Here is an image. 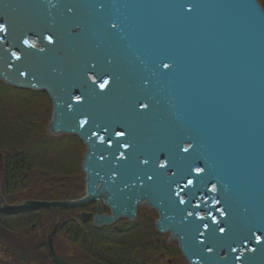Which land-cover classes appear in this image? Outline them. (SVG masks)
<instances>
[{"label":"water","instance_id":"95a60500","mask_svg":"<svg viewBox=\"0 0 264 264\" xmlns=\"http://www.w3.org/2000/svg\"><path fill=\"white\" fill-rule=\"evenodd\" d=\"M0 80L86 146L83 198L8 205L2 182L3 211L97 204L100 228L146 205L188 264H264L259 0H0Z\"/></svg>","mask_w":264,"mask_h":264},{"label":"rangeland","instance_id":"374dc122","mask_svg":"<svg viewBox=\"0 0 264 264\" xmlns=\"http://www.w3.org/2000/svg\"><path fill=\"white\" fill-rule=\"evenodd\" d=\"M261 1L264 4V0ZM0 83L11 87L1 80ZM25 91L30 90L14 87L5 90L4 87L0 86V126H3L2 129L9 128L5 126L6 123H9L7 120H12L16 124V119L26 120L30 124L27 125L30 127L29 131L35 135V146L38 148L36 150L42 154L29 176L30 187L26 192L20 194L22 198L13 202L5 194L6 203L8 205H20L30 200H37L36 198L40 195L48 197L50 195L55 196L57 193L60 196L64 191H68L71 184H75V195H72L73 198L68 200L83 198L85 196L86 175L82 171V162L86 153V146L79 138L72 135L51 136L48 131L53 112L50 98L48 95L42 94L43 92ZM15 123L12 125L14 128L17 127ZM2 182L3 180L0 178V200ZM78 186H80L79 190ZM95 205L97 206V204ZM102 206L105 214H108V208L103 204ZM75 210L77 209L45 210L46 212H43L42 215L43 226L34 232V239L36 240L33 242L31 239L25 240L28 248L35 250L38 245L43 243L48 247L49 237L54 233L53 245L56 246V252L62 260L69 264L92 263L91 256H88L87 250L83 248L85 245L83 244L84 235L76 231L69 233L68 229L62 226L70 218H75ZM60 218L61 222L59 221ZM158 219L159 215L154 209L141 206L138 209L135 222L124 219L115 224L118 228H123L127 224L126 234L117 232L112 234L110 239L119 242L122 238L129 240L132 244L129 247L132 251H138L145 264H188L180 252L178 243L171 240L170 234H160L157 231L156 222ZM47 254L48 252L45 251L44 256H48ZM2 256L0 253V258ZM34 260H36L35 255L32 257V261ZM33 264L37 263L34 262Z\"/></svg>","mask_w":264,"mask_h":264},{"label":"trees","instance_id":"16d2710c","mask_svg":"<svg viewBox=\"0 0 264 264\" xmlns=\"http://www.w3.org/2000/svg\"><path fill=\"white\" fill-rule=\"evenodd\" d=\"M264 8V4L259 0ZM1 87L5 90L11 88L0 83ZM30 92V91H25ZM42 93V92H41ZM45 94V93H42ZM16 119V118H15ZM21 120V121H20ZM16 119V128L12 126L14 123L12 120H7L5 126L9 128L2 129L0 126V178L3 180L5 194L13 202L18 201L22 196V192H26L30 187L29 176L31 175L34 167H36L39 159L41 157L40 152L34 141V134L29 130L30 125L23 119ZM2 167V169H1ZM78 190L80 186L77 187ZM43 195V194H42ZM75 195V184H71L68 187V191H64L62 195L55 196H38L36 199L41 201H65L73 198ZM1 201V200H0ZM46 212L44 209L38 210H27L16 213H7L2 210L0 203V253L3 255L0 258V264H57L46 244L38 245L35 250L29 249L25 240H30L33 242L34 232L43 226L42 215ZM63 227H66L70 232H75V218H70L68 221L64 222ZM28 225H31L28 227ZM79 232L83 234V248L87 252H93L97 250L103 252L106 248L111 251L110 262L108 264H145L138 253L137 250L132 251L129 247L131 242L128 240H123L126 243L125 247L120 249V243L116 240H111L110 245L102 243L101 237L93 234L90 235L88 228H80ZM97 234V233H96ZM32 235V236H31ZM23 241V244H21ZM36 251V253H35ZM45 251L48 252V256H44ZM36 256V260L32 261V257Z\"/></svg>","mask_w":264,"mask_h":264},{"label":"flooded vegetation","instance_id":"af4514ba","mask_svg":"<svg viewBox=\"0 0 264 264\" xmlns=\"http://www.w3.org/2000/svg\"><path fill=\"white\" fill-rule=\"evenodd\" d=\"M108 212L110 213V210L108 209ZM82 213H90L91 215L95 216L97 213V206L95 204H91L83 209H77L75 210V231L79 232V229L82 228H88V232L90 233V235L93 234V237L98 236L101 237V240L103 241L102 243L106 244L107 246L110 245L111 243V235L115 234L117 232H120V234L123 233L126 234V230H128L127 228V224H125L123 226V228H118L115 225L113 226H101L100 228H96L94 226L93 223V219L91 218L88 221H85L82 217ZM108 213V214H109ZM103 214H105L104 209H103ZM138 216V215H137ZM59 221L61 222V218L59 219ZM56 232V231H54ZM97 233V234H96ZM53 239V243L55 240V234L53 233L50 237L49 240ZM124 238H122L121 241H123ZM120 241V242H121ZM126 242L123 241L120 243V249L123 250L122 248L125 247ZM56 247V246H54ZM56 250V249H55ZM57 251V250H56ZM88 256H91L92 258V263L89 264H108L110 262V256H111V251H109L108 249H104L103 252H99L97 250H94L93 252H88ZM172 264V263H170Z\"/></svg>","mask_w":264,"mask_h":264},{"label":"bare ground","instance_id":"6f19581e","mask_svg":"<svg viewBox=\"0 0 264 264\" xmlns=\"http://www.w3.org/2000/svg\"><path fill=\"white\" fill-rule=\"evenodd\" d=\"M144 206H146V205H144Z\"/></svg>","mask_w":264,"mask_h":264}]
</instances>
